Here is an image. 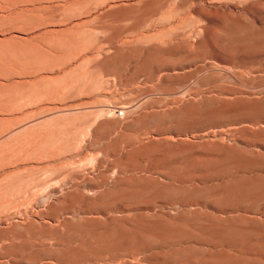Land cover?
Instances as JSON below:
<instances>
[{
    "label": "rangeland",
    "instance_id": "obj_1",
    "mask_svg": "<svg viewBox=\"0 0 264 264\" xmlns=\"http://www.w3.org/2000/svg\"><path fill=\"white\" fill-rule=\"evenodd\" d=\"M0 264H264V0H0Z\"/></svg>",
    "mask_w": 264,
    "mask_h": 264
}]
</instances>
